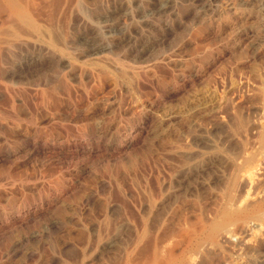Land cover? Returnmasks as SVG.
Listing matches in <instances>:
<instances>
[{"label": "rangeland", "instance_id": "obj_1", "mask_svg": "<svg viewBox=\"0 0 264 264\" xmlns=\"http://www.w3.org/2000/svg\"><path fill=\"white\" fill-rule=\"evenodd\" d=\"M1 1L0 264H258L264 0Z\"/></svg>", "mask_w": 264, "mask_h": 264}, {"label": "bare ground", "instance_id": "obj_2", "mask_svg": "<svg viewBox=\"0 0 264 264\" xmlns=\"http://www.w3.org/2000/svg\"><path fill=\"white\" fill-rule=\"evenodd\" d=\"M8 2L10 5H11V9H12V11L14 12V13H16V14H19V11H20V9H19V7L20 6H18L17 5V3H16V1L15 0H5V2ZM20 1V0H19ZM23 0H21L20 2H22ZM128 1V0H127ZM29 2V1H28ZM1 3H2V1H1ZM24 3V5L23 6H25V1L23 2ZM120 3V2H119ZM6 4V3H5ZM32 4V3H31ZM263 4H264V2H263ZM3 5V3L0 5V6H2ZM34 5V4H33ZM3 6H6V5H3ZM8 6V5H7ZM30 6V5H29ZM171 6V1L169 0L168 2H166L164 5H163V7L162 8H164V9H168L169 7ZM122 9H123V7H125V5H124V3H122V5L120 6ZM4 9H5V7H3ZM22 8V7H21ZM22 10H24L23 8H22ZM32 10V9H31ZM124 10V9H123ZM10 12V11H9ZM114 12H116V11H113V12H111V13H109V15H108V17L107 18H110V17H112L113 15H114ZM24 13V12H23ZM30 14V13H29ZM22 16V15H21ZM31 17V16H30ZM23 18H25V17H23L22 16V19ZM8 19V18H7ZM125 19V18H124ZM13 20V19H12ZM28 20V19H27ZM127 21V20H126ZM29 23H30V21H29ZM29 23H27V24H29ZM98 24V23H97ZM28 26H30V25H28ZM110 26V25H109ZM35 29V28H34ZM109 29V28H108ZM36 30V29H35ZM122 31H124V30H122ZM126 33V32H125ZM128 33V32H127ZM128 35V34H127ZM13 36V35H12ZM7 37V36H6ZM123 37H125V39H126V36H125V34H124V36ZM128 37V36H127ZM15 38V37H14ZM129 39V38H128ZM2 42V41H1ZM6 43V42H5ZM114 45V44H113ZM1 48V47H0ZM112 46H110V45H105V46H102L101 48H98V51H100V52H106V51H111L112 50ZM2 49V48H1ZM107 53V52H106ZM258 264H264V258H261L259 261H258Z\"/></svg>", "mask_w": 264, "mask_h": 264}]
</instances>
